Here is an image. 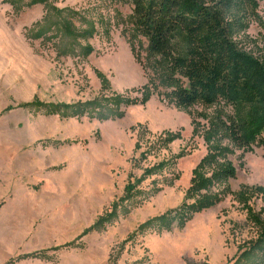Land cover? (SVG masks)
Segmentation results:
<instances>
[{"label":"rangeland","instance_id":"374dc122","mask_svg":"<svg viewBox=\"0 0 264 264\" xmlns=\"http://www.w3.org/2000/svg\"><path fill=\"white\" fill-rule=\"evenodd\" d=\"M40 1L0 0V264H226L236 259L239 248L256 239L245 203L264 221L259 194L243 203L235 199L241 189L264 188V150H237L212 129L226 110L201 104L178 109L162 89H151L147 41L134 31L130 5ZM234 41L255 56L264 53V0L257 1L248 28ZM146 91L149 100L141 104ZM34 101L49 104L52 112H57L52 105L97 102L122 117L90 119L100 110L91 108L66 119L19 107ZM168 135L175 139L168 141ZM212 147L215 163L229 164L235 172L233 179L211 187L219 202L182 229L129 239L140 224L186 201L192 171ZM161 164V171L136 186L127 214L83 234L128 183ZM204 172L210 177L209 168ZM32 253L43 256L15 261Z\"/></svg>","mask_w":264,"mask_h":264},{"label":"trees","instance_id":"16d2710c","mask_svg":"<svg viewBox=\"0 0 264 264\" xmlns=\"http://www.w3.org/2000/svg\"><path fill=\"white\" fill-rule=\"evenodd\" d=\"M109 1L125 3L132 8L131 24L134 31L147 41V58L151 61L154 74V80L150 81L153 91L162 89L161 95L178 109L185 110L201 104L226 110L225 119L217 118L212 129L217 128L216 131L237 150H249L253 146L264 150V53L255 56L240 49L234 41L236 35L248 28L258 0ZM63 28L66 29V26ZM146 92L141 104L149 100V91ZM80 106L52 105V109L57 110L52 112L49 104L34 101L19 107L66 119L82 117V112L85 109L90 112L91 108L100 110L92 111L94 115L90 119L107 121L122 117L114 109L100 106L97 102ZM73 108L75 113H64ZM110 116L113 118L108 119ZM210 136L211 132H208L206 144L210 142ZM172 139L175 137L168 135V141ZM212 149L192 171L186 201L140 224L129 239L151 230L161 233L171 231L174 227L182 229L195 214L219 202V197L211 194V187L233 179L235 172L229 164H216L217 156ZM164 167L165 164H161L145 170L140 178L128 183L123 195L83 234L98 231L112 223L121 213L127 214V205L138 194L136 186L146 176ZM206 168L211 170L210 177L205 175ZM199 192L204 194L192 204L186 203ZM257 194L264 199V188L241 189L235 199L243 203L247 197ZM244 208L248 221L256 230V239L244 243L239 248L241 253L238 257L226 264H264V221L246 203Z\"/></svg>","mask_w":264,"mask_h":264},{"label":"crops","instance_id":"0c3cea01","mask_svg":"<svg viewBox=\"0 0 264 264\" xmlns=\"http://www.w3.org/2000/svg\"><path fill=\"white\" fill-rule=\"evenodd\" d=\"M62 145V144H61ZM29 255H37V256H35V257H28V258H36V259H38V258H40L41 256H43V253H32V254H29ZM26 256H28V254L27 255H24V256H22V257H19V258H17L15 261H19V260H24V259H27V257Z\"/></svg>","mask_w":264,"mask_h":264}]
</instances>
